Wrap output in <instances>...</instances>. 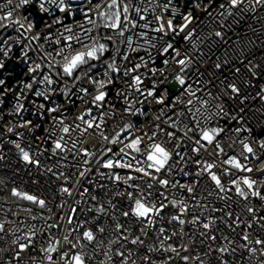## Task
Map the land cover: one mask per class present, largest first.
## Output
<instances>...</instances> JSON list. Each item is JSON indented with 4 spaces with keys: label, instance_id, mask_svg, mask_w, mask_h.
Here are the masks:
<instances>
[{
    "label": "snow or ice",
    "instance_id": "obj_1",
    "mask_svg": "<svg viewBox=\"0 0 264 264\" xmlns=\"http://www.w3.org/2000/svg\"><path fill=\"white\" fill-rule=\"evenodd\" d=\"M28 7L47 17L43 34L35 31L38 25L28 15L21 16ZM261 11L264 0H3L0 69L13 47L22 45L17 59L28 65L30 80L9 86L0 78V135L15 134L8 142L21 161L51 174L56 192L48 198L13 186L10 194L0 196V254L11 253L2 264H210L207 258L213 254L217 264H264V235L259 234L264 231V175H258L264 174V135L254 134L243 106L259 99L262 106L254 111L264 114V85L255 95H242L237 82L241 68L232 66V79L224 75L231 63L227 48L201 70L215 55L214 46L228 43L225 29L245 14L259 19ZM239 63L251 77L243 83L255 87L261 65L255 57H242ZM172 84L176 87L170 90ZM9 93H15L12 107L4 109ZM29 93L42 99L30 101L36 108L33 114L51 124L42 141L35 137L40 141L36 150L22 146L24 132L17 131L40 127L22 115L28 111L22 101ZM110 93L120 108L110 103ZM57 95L77 113L57 103ZM232 101L241 106L232 107ZM153 105L159 108L153 111ZM138 117L145 118L147 127ZM89 137L98 143L85 147ZM45 152L56 157L54 165L34 158ZM68 154L75 163H62ZM93 165L99 177L122 186L113 196L126 205L118 207L112 199L106 201L107 208L94 205L88 209L93 213L90 223L77 219L78 210L68 199ZM70 167L77 171L64 170ZM205 177L210 185L198 193ZM233 192L240 198L236 203L243 202L241 214L225 212ZM210 197L225 201L224 208L213 206ZM254 199L260 203L254 205ZM169 207L175 210L168 218L170 235L156 226ZM102 216L115 222L111 232ZM217 220L239 239L223 235L218 241L213 234ZM185 225L196 231L185 232ZM150 229L155 240L146 243ZM197 232L206 247L202 253L190 252L184 242Z\"/></svg>",
    "mask_w": 264,
    "mask_h": 264
},
{
    "label": "built area",
    "instance_id": "obj_2",
    "mask_svg": "<svg viewBox=\"0 0 264 264\" xmlns=\"http://www.w3.org/2000/svg\"><path fill=\"white\" fill-rule=\"evenodd\" d=\"M3 0H0V3H2ZM28 15L29 18L38 25L35 31H40L41 34H43L44 31V23L47 20V17L41 18L40 14L35 11L32 7L25 8L21 10V16ZM259 19H253L251 14H245L244 19L240 21L238 24L232 25L231 28L225 29L227 32L226 39L228 41L227 44L218 43L214 46V52L215 55H212V59L207 61V64L205 66H202L201 70L205 71L212 63L213 60H215L217 55L222 56L224 50L227 48L229 59L231 63L225 68L224 75H227L229 79H232V72L231 68L232 66L240 67L241 73L237 77V82L239 86L242 89L241 94H251L255 95L256 91L259 89L260 85H264V11H261L258 13ZM79 19V17H77ZM208 18L205 17V20ZM231 21V17L229 18V21ZM215 26V25H213ZM207 30V29H205ZM10 35H16L15 32L9 31ZM35 34V32L31 33ZM214 38V37H213ZM215 39V38H214ZM254 41V44H249L248 41ZM26 43V41H24ZM238 42V43H237ZM20 47L22 45H15L13 47V51L10 54V59L5 60V68L0 69V78H4L8 85H16V82L19 80H30V76L27 75V68L28 65H26L23 62V59H17L21 56L20 53ZM47 48L48 46L45 45ZM30 56L35 57L36 53L30 52ZM143 55V53H141ZM242 57H247L249 59L255 57V62L259 63L261 65L260 73L261 78L256 79L253 81L255 84V87L246 85L243 83V81L251 79L250 74L247 72V70L244 68L243 65L239 63V59ZM235 58V59H233ZM245 63H247V60H245ZM143 71V69H141ZM222 78V77H221ZM145 83H149L148 81H145ZM87 87H90L88 85H85ZM36 86L34 85V88ZM115 87H120L119 84H117ZM170 90L175 89L176 85L172 84L169 86ZM16 91H19V86L16 87ZM15 93H9L5 97V105L4 109H9L12 107V103L14 100ZM110 103L116 104L117 108L121 107V104L117 100L114 94L110 93ZM33 99H37V103L42 102V99L35 98L29 93L28 99L22 101L26 108L28 109L27 112L22 113L24 119H31L33 121L34 125H40V127L35 128L32 132H28L26 129H17V131L24 132V139L21 142L22 146L31 145V147L36 150L38 148V145L40 144V141H37L35 137H40L41 141L43 140L44 136L46 135L45 129L50 128L51 124L49 123V120L47 117L41 118L38 115H34L33 113L36 112L35 106L30 102ZM57 103H61L64 108L69 109L73 114L77 113V108L74 107L72 104L67 103L62 96L57 95L55 97ZM75 100V97L72 98ZM77 104L80 103V101H76ZM232 107L238 108L241 105H239L238 101H232L229 102ZM246 109L245 117L250 127L254 129V134H260L264 135V114L255 112L254 109L260 108L262 106L261 101L259 99L253 101L249 99L245 102V105H243ZM159 108V105H153L152 110ZM82 110V109H80ZM151 111L149 112V117L151 116ZM117 117H119V113H117ZM6 119H11L14 122L18 120V117H7ZM127 119V118H125ZM138 120L142 121L147 127V121L144 117H138ZM112 121H109V124H111ZM117 123H119V119H117ZM238 126V125H237ZM109 131H111L109 129ZM0 132H3V123L0 122ZM242 135H247L246 133H242ZM16 139V136L14 133H4L3 135H0V181L3 183L0 184V196H5L10 194L11 188L13 186H17L22 190L29 191L32 193H35L37 195H42L48 198H51L55 192H56V184L53 183L54 177L51 176V174H46L44 172L43 168H37L32 165H26L24 162L21 161L18 150L15 148V146L8 141ZM93 143H98L96 138L89 137L88 143L85 144V147H89ZM229 142H225V147L227 148V144ZM44 147H49V145H44ZM238 147V145H237ZM229 153L231 154V150L229 149ZM204 155L207 157V153H204ZM41 160L42 164L45 165H54L56 161V157H52L50 152H45L44 155L39 157H34ZM208 159H211V157H207ZM64 164H73L75 163L72 160L71 154H68V160L63 161ZM95 165H93V172L89 173L87 177L83 178L80 182V184L77 186L78 191L74 194L72 198L68 199V204L72 207L77 208V219L80 221L88 220L90 223H94L92 221L93 213L89 212L88 209L90 207H93L94 205H98L99 203H103L104 206L107 208L108 204L106 201L108 199H112L113 203H117L118 207L123 208L126 205V201H124L122 198L114 197L113 192L116 190H123L122 186L119 188H116L112 185V183L107 180L106 178L99 177L98 174L95 173ZM57 171L59 169H56ZM66 172H72L75 173L77 169L75 167H70L67 169H64ZM119 171V170H118ZM258 175H264V174H258ZM177 179H182L181 177L177 176ZM75 180V176L72 178ZM189 180L192 179V177L188 178ZM183 182V179H182ZM100 185H103L101 187ZM210 181L207 180V177L204 178V180L201 181L200 185H198V193L199 191L204 188L205 186H209ZM87 189V192L83 195H79V191H83V189ZM178 191V190H177ZM171 195V193L169 194ZM206 195V193H205ZM233 197L232 200L227 201L231 207L225 208V212L232 211L234 214H241L243 212V202L236 203L240 198L236 197L234 192L229 193ZM96 196L97 201H92L91 197ZM57 200L60 199V197H56ZM79 200L80 204H76V201ZM202 203H205V201H201ZM209 202L213 204V206L217 208H224L225 201H221L218 199H215L214 197L209 198ZM252 203L254 205H258L260 202L258 200H253ZM114 211V210H113ZM175 210L171 207L164 210L162 213L164 219L157 221V228L160 226H163L167 229L166 234L171 233L173 230V225H170L168 223V218L171 214H174ZM206 215L211 214L212 216L219 217L224 215L221 212L216 213H205ZM118 215V213H117ZM187 218H191L190 216ZM121 222H124V218H120ZM227 217H225V220L227 221ZM101 222L104 223V226L106 227V230L108 232H111V227L114 226V221L111 219V217H101ZM90 224H85V227H89ZM132 227V225H129ZM185 232H195L196 229L190 228V226L185 225L184 226ZM83 231V229H81ZM241 229H237V232H240ZM252 231V230H249ZM213 234H215L218 238V241L222 238L223 235H229L233 237L234 239H239V237L236 235V233H233L228 227L225 222H221L220 220H217L216 227L213 231ZM260 235H264V231L259 232ZM98 238H99V234ZM155 230L150 229L149 230V237L150 240H147L146 243H152L155 240ZM177 238H174V240ZM202 238L199 236L198 232L196 233L195 237L189 238L188 236L185 237L184 242L190 244V252H203L206 250L205 245H202L200 243V240ZM171 242V241H169ZM242 242V241H241ZM206 243H211L210 241ZM6 246V245H5ZM132 247V246H129ZM10 252H5L0 254V264H2V261L10 256ZM188 254V253H184ZM157 259H161L159 254L153 253ZM215 254H213L214 257ZM213 257H208L210 264H217L215 259ZM102 257L97 256V260L101 259ZM139 264V262H138ZM174 264H182L181 261L176 260ZM237 264H240L239 260H237Z\"/></svg>",
    "mask_w": 264,
    "mask_h": 264
}]
</instances>
